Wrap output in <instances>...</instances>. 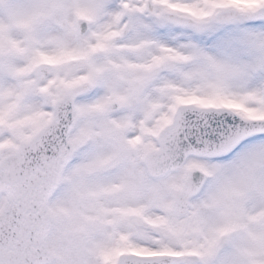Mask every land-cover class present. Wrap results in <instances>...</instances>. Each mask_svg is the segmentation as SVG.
<instances>
[{
    "label": "snow or ice",
    "instance_id": "obj_1",
    "mask_svg": "<svg viewBox=\"0 0 264 264\" xmlns=\"http://www.w3.org/2000/svg\"><path fill=\"white\" fill-rule=\"evenodd\" d=\"M0 264H264V0H0Z\"/></svg>",
    "mask_w": 264,
    "mask_h": 264
}]
</instances>
